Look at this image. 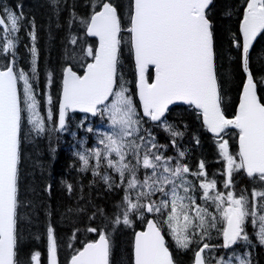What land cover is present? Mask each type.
<instances>
[{
    "label": "snow or ice",
    "instance_id": "obj_1",
    "mask_svg": "<svg viewBox=\"0 0 264 264\" xmlns=\"http://www.w3.org/2000/svg\"><path fill=\"white\" fill-rule=\"evenodd\" d=\"M50 2L58 8L61 0ZM212 4L213 0H127L126 4L89 0L91 14L80 23L85 37L96 38L97 43L88 44L78 36L70 39L79 51L68 50L67 59L77 61L83 72L78 74L71 63L63 69L58 115L49 110L43 116L35 88L39 77L35 21L0 3V31L6 33V38L0 37V56L7 61L0 68V264H42L39 251L23 254L21 240L20 225L29 219L21 215L24 129L30 125L28 134L37 137L65 132L70 111L106 118L109 131L86 128L97 137L96 146L76 153L79 170L91 171L109 191L123 195L105 229H85L98 239L77 248L80 230L71 233L66 245L71 251L64 264H110L114 247L108 225L115 231L118 225L133 227L136 219L146 227L133 233V264H178L166 237L178 251H193V264H254L250 250L257 244L264 247V98L257 94L264 78L254 79L249 56L257 37L264 38V0H244L239 33L233 40L241 50L246 74L233 119L226 118L221 108L223 77L218 78L215 26L209 15ZM25 22L32 28L28 71L17 66L19 37L13 35ZM122 32L128 33L127 41ZM125 47L134 60L135 94L124 79ZM52 78L49 73V83ZM178 101L193 107L202 125L218 138L219 155L226 162L222 175L227 192L209 178L203 160L196 171L183 161L186 154L177 140L183 132L168 124L166 117L170 105ZM153 126H163L171 137L168 144L158 142ZM230 128L238 130L236 155L222 135ZM169 146L177 149L176 155L165 154ZM234 173L255 182L251 189L236 191ZM63 183L69 194L75 191L71 183ZM51 188L47 185L45 191L50 193ZM82 212L79 205L68 209L70 214ZM89 219H95V213ZM46 238L47 264H61L51 222ZM213 239L217 242L211 243Z\"/></svg>",
    "mask_w": 264,
    "mask_h": 264
},
{
    "label": "trees",
    "instance_id": "obj_2",
    "mask_svg": "<svg viewBox=\"0 0 264 264\" xmlns=\"http://www.w3.org/2000/svg\"><path fill=\"white\" fill-rule=\"evenodd\" d=\"M124 2L126 4L127 0ZM243 2L244 0H214L209 11L215 26L218 78L223 77L221 104L224 113L229 117H233L236 113L246 81V74L241 67V50L237 49L233 43L235 35L239 33ZM0 3L10 10L22 11L27 20L35 21L36 46L39 50L38 67L43 83L48 74L52 73L56 87L60 82L63 69L69 63L73 64L78 72L82 71L77 61L67 59V52L74 48L79 51L76 46L69 43L73 36H78L81 40L86 39L95 45V42L85 37L83 25L80 23L81 18H86L91 14L89 0H61L58 8L54 7L50 0H0ZM126 12L125 8L124 27L127 26ZM74 16L75 19H73ZM31 30V25L25 22L22 30L15 34L19 37L17 66H24L26 69L30 68L31 61L29 48L32 42L28 36ZM122 37L124 41L129 39L127 32H122ZM7 59L10 60L11 57ZM6 62L5 58L0 56L1 68ZM122 63L124 79L128 82L132 93L135 94L134 60L127 47L124 49ZM249 67L254 79L259 81L264 78V38L260 37L252 48ZM258 90L260 97L264 98V85H259ZM167 123L183 132V136L177 138L180 150L186 154L183 161L193 171H196L198 163L203 160L209 178H215L220 190L227 192L228 190L223 188L225 177L222 175L226 162L219 155L218 138L209 134L196 111L190 107L177 106L169 111ZM153 132L160 144L169 143L171 137L164 131L163 126L159 128L153 126ZM227 133L223 135L224 139L228 140L230 152L236 155L239 149L238 130H227ZM49 139V135L37 137L34 134L25 133L22 140L20 190L25 206L21 209V215H27L29 219L20 225L21 240L24 255L39 251L42 264H47L46 226L51 222L56 228L60 245L59 258L61 264H64L71 251L66 246L71 233L76 228L80 230L77 234L79 238V243H76L77 248L81 247L85 241L97 239V234L88 233L85 229L88 226L105 229L108 220L116 215L123 193L119 190L109 191L103 181L92 176L91 171L81 172L79 170L81 162L73 154L71 142L73 138L58 139L56 137L57 141ZM197 139L199 144L196 143ZM53 148L55 152L52 151ZM176 152V148L169 146L165 154L174 156ZM65 181L74 186L75 191L72 194L65 190L63 183ZM234 181L236 191L246 187L251 189L255 183L243 174L237 173H234ZM47 185L52 186L50 193L45 191ZM28 202L32 203L31 207L28 206ZM78 205L84 209V212L68 213L69 208L75 209ZM94 213L95 219L90 220L89 217H92ZM144 226L145 224L138 219L135 220L133 227L118 225L115 231L111 225H108L107 231L114 247L111 264H133V233L142 230ZM38 239L40 241L36 242ZM210 242L217 241L213 239ZM169 247L178 264L193 263V251H178L171 244ZM254 247L258 248L256 254L264 264L263 249L258 245Z\"/></svg>",
    "mask_w": 264,
    "mask_h": 264
},
{
    "label": "flooded vegetation",
    "instance_id": "obj_3",
    "mask_svg": "<svg viewBox=\"0 0 264 264\" xmlns=\"http://www.w3.org/2000/svg\"><path fill=\"white\" fill-rule=\"evenodd\" d=\"M90 40H92V39H90ZM54 83H55V80H54ZM40 87L43 88V83L42 82L40 84ZM35 88H36L37 98H38L40 104L42 105V109H43L41 114L43 116H46L47 112L49 110H51L53 112L54 116H57L58 115V108H59V99H60V95H61V91H62V88H61V91L59 92L60 84H58L56 87L55 86L52 87V89H53L52 95L54 94V92H58V94H57V96L54 94V98H52V103L51 104L48 103V100L46 101L44 88L42 89V91H40V90L37 89L36 84H35ZM56 97H57V100H56ZM73 116L75 118H77V115H73ZM87 120H89L91 123H96L95 119L87 118ZM67 128H78V127L77 126H73V125L69 126V124H68ZM65 132H62V133H65ZM250 258L253 259V255Z\"/></svg>",
    "mask_w": 264,
    "mask_h": 264
},
{
    "label": "rangeland",
    "instance_id": "obj_4",
    "mask_svg": "<svg viewBox=\"0 0 264 264\" xmlns=\"http://www.w3.org/2000/svg\"><path fill=\"white\" fill-rule=\"evenodd\" d=\"M127 86L129 87L128 83H127ZM92 128L94 130H99V131H109L110 130L109 125L106 122V118L104 120L99 118V122ZM88 134H89L88 137H87V135H85V133L82 136L79 137V141H80V145H79L80 149H79V151H81L83 149H87V148H91V147L96 146L97 137L94 134H91V133H88ZM47 135H49V138H50L49 140H54L55 141V139L57 137L56 134L53 133V132H48ZM73 135L76 138H78V134L77 133L74 132ZM81 140L85 141V143L83 145H81ZM56 141H57V139H56ZM257 230H258V224L254 228V231H257ZM39 241H40V239L36 240V242H39ZM173 245H174V242H173Z\"/></svg>",
    "mask_w": 264,
    "mask_h": 264
},
{
    "label": "water",
    "instance_id": "obj_5",
    "mask_svg": "<svg viewBox=\"0 0 264 264\" xmlns=\"http://www.w3.org/2000/svg\"><path fill=\"white\" fill-rule=\"evenodd\" d=\"M213 3H214V0H213ZM213 5V4H212ZM212 5H210V8L212 7ZM92 38V37H91ZM258 39H259V37H257V40L256 41H254L253 42V46L256 44V42L258 41ZM253 46H252V48H253ZM252 48L250 49V53H251V50H252ZM246 83V82H245ZM243 90V89H242ZM258 94V93H257ZM241 96H242V93H241ZM241 96H240V98H241ZM258 96H259V94H258ZM61 98H62V96H61ZM239 103H240V101H239ZM178 105H186V106H189V105H187V104H185V103H183V102H176L175 104H173V105H170V109L171 108H174V107H176V106H178ZM238 107H239V105H238ZM222 108V107H221ZM71 112V111H70ZM237 112H238V108H237ZM236 112V113H237ZM71 113H74V112H71ZM75 113H79V112H75ZM80 114H85V113H80ZM167 114L168 113H166V116H167ZM88 115H90V114H88ZM227 118V117H226ZM229 119H233V118H229ZM230 129H234V128H230ZM211 134V133H210ZM212 136H213V134H211ZM238 145H239V143H238Z\"/></svg>",
    "mask_w": 264,
    "mask_h": 264
}]
</instances>
